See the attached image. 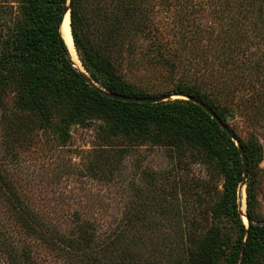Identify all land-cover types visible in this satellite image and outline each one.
Instances as JSON below:
<instances>
[{"label": "rangeland", "instance_id": "1", "mask_svg": "<svg viewBox=\"0 0 264 264\" xmlns=\"http://www.w3.org/2000/svg\"><path fill=\"white\" fill-rule=\"evenodd\" d=\"M26 8L27 0H0V48L8 28L29 27ZM163 11L152 25L164 31L148 28L111 49L117 76L144 97L170 95L181 79L198 76L189 44L167 30ZM76 27L81 66L70 61L89 82L80 58L84 48L104 54V0L79 2ZM200 47L203 61L213 57L210 43ZM241 49L246 58L253 51ZM252 91L251 104L237 94L225 121L217 116L254 151L250 177L244 181L242 166L236 188L245 227L248 180L251 213L264 222V94ZM176 100L183 99L162 103ZM76 108L61 99L43 122L13 89L0 90V264H191L214 228L229 231L231 218L218 212L221 169L199 143L152 123L118 128Z\"/></svg>", "mask_w": 264, "mask_h": 264}, {"label": "trees", "instance_id": "2", "mask_svg": "<svg viewBox=\"0 0 264 264\" xmlns=\"http://www.w3.org/2000/svg\"><path fill=\"white\" fill-rule=\"evenodd\" d=\"M67 1L27 0L29 27L14 31L8 28L1 41L0 90L13 89L18 103L43 122L50 121V107L62 99L76 105L79 112L99 115L118 128L134 130L136 125L152 123L199 143L218 161L223 175L218 212L229 216L232 224L229 231L220 225L214 228L207 240L208 250L191 264H258L264 258V222L256 221L251 213L255 196L249 180L248 228L237 211L236 188L242 181V165L234 143L209 115L189 101L124 103L94 89L84 74L74 68L60 37V20ZM82 1L70 0V28L77 48V6ZM155 9L168 15L166 28L173 37L189 44L186 54L198 74L191 80L181 79L174 93L203 101L222 121L237 94L248 103L253 89L257 90L252 92L264 94V60L260 52L264 47V0H104V54L84 48L80 58L94 84L110 94L144 97L117 76L111 49L148 28L151 30L147 32L164 31L163 26L152 25L160 13ZM207 16L209 21L203 24ZM205 42L211 44L208 49L214 53L203 61L199 56L202 51L195 52ZM241 44L246 50L252 48L250 57L246 58ZM243 148L246 176L250 177L254 151L251 146Z\"/></svg>", "mask_w": 264, "mask_h": 264}, {"label": "water", "instance_id": "3", "mask_svg": "<svg viewBox=\"0 0 264 264\" xmlns=\"http://www.w3.org/2000/svg\"><path fill=\"white\" fill-rule=\"evenodd\" d=\"M67 10L69 11V14H70V7L68 6L65 9V11L63 12V14H62V17H61V20H60V26H59V33H60V37L63 40V42H64V39H63V34H62V25H63V21H64V18H65ZM64 45L66 46L65 42H64ZM68 54H69V52H68ZM69 57H70V55H69ZM89 84L94 89H96L97 91L107 95L111 99H113L115 101H119V102H124V103L156 104V103L164 102V101L170 99L171 97L187 100V101H190V102L194 103L195 105L200 107L207 115H209L211 117V119L214 120L217 123V125L221 128V130L232 141H235L237 149H238V153H239L240 158H241V164H242V166L244 168V177H243V179H244V181H246V179H247V176H246V156H245L244 149H243L240 141L238 140L236 135L229 129V127L224 122H222L217 117V115L214 113V111L206 103H204L203 101H201L199 99H196V98H190L188 96H184V95H181V94H176V93H172L170 95H162V96H158V97H133V96L129 97V96H125V95L110 94V93L106 92L104 89H102L99 86H97L96 84H93V82L91 80H89ZM245 221H246V228H248V225L250 224V220L248 219L247 216H245Z\"/></svg>", "mask_w": 264, "mask_h": 264}, {"label": "bare ground", "instance_id": "4", "mask_svg": "<svg viewBox=\"0 0 264 264\" xmlns=\"http://www.w3.org/2000/svg\"><path fill=\"white\" fill-rule=\"evenodd\" d=\"M69 20H70V14H69V11L67 10L64 21H63V25H62L63 39H64V42H65L66 47L68 49L71 61L73 62L75 67H80L81 64H80V61H79L78 56L76 54V50L74 48Z\"/></svg>", "mask_w": 264, "mask_h": 264}]
</instances>
